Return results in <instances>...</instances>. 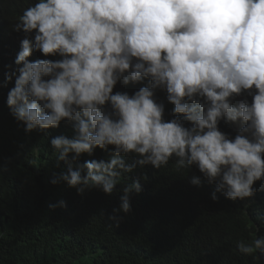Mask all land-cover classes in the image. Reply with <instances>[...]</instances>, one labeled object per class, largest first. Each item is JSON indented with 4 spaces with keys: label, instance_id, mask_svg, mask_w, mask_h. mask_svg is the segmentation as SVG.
I'll return each instance as SVG.
<instances>
[{
    "label": "clouds",
    "instance_id": "9594fccd",
    "mask_svg": "<svg viewBox=\"0 0 264 264\" xmlns=\"http://www.w3.org/2000/svg\"><path fill=\"white\" fill-rule=\"evenodd\" d=\"M13 31L24 38L5 82L15 77L11 115L26 133L72 128L51 139L68 165L52 184L111 196L137 165L160 170L173 159L177 172L196 167L233 202L264 181V0H37ZM118 83L145 86L129 94L114 91ZM158 92L174 106L169 120ZM222 122L238 125L234 136ZM97 149L107 159L80 163ZM141 191L139 179L123 186L114 211L129 213ZM238 249L264 251V238Z\"/></svg>",
    "mask_w": 264,
    "mask_h": 264
},
{
    "label": "trees",
    "instance_id": "16d2710c",
    "mask_svg": "<svg viewBox=\"0 0 264 264\" xmlns=\"http://www.w3.org/2000/svg\"><path fill=\"white\" fill-rule=\"evenodd\" d=\"M35 2L0 0V164L6 168L0 175V264H264V251L245 255L238 249L239 242L264 238V181L256 182L252 198L233 202L196 167L177 172L173 159L160 170L137 165L122 174L111 196L97 189L79 195L63 181L52 184L68 165L58 162L50 142L71 137V125L26 133L6 103L15 83V77L5 83L7 74L18 67L24 38L13 25ZM32 58L44 57L34 53ZM142 86L118 83L114 91L133 94ZM157 97L166 106L165 119H171L174 106L164 92ZM220 127L235 135L233 126L222 122ZM93 159H107V154L97 149L93 156H81L80 163ZM196 177L202 186L191 183ZM138 179L142 191L132 193V210L114 211L120 209L122 187Z\"/></svg>",
    "mask_w": 264,
    "mask_h": 264
},
{
    "label": "rangeland",
    "instance_id": "374dc122",
    "mask_svg": "<svg viewBox=\"0 0 264 264\" xmlns=\"http://www.w3.org/2000/svg\"><path fill=\"white\" fill-rule=\"evenodd\" d=\"M244 98H246V96L245 97H240L239 98V101L241 100V99H244ZM239 101L237 102V103H239ZM236 129L238 128V125H233Z\"/></svg>",
    "mask_w": 264,
    "mask_h": 264
}]
</instances>
